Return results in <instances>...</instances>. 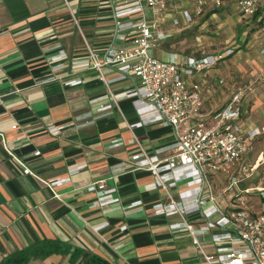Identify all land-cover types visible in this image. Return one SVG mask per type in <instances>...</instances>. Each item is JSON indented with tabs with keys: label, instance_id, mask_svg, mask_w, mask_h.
I'll use <instances>...</instances> for the list:
<instances>
[{
	"label": "crops",
	"instance_id": "0c3cea01",
	"mask_svg": "<svg viewBox=\"0 0 264 264\" xmlns=\"http://www.w3.org/2000/svg\"><path fill=\"white\" fill-rule=\"evenodd\" d=\"M68 2L76 22L62 0H0V258L47 238L84 254L70 260L67 253H51L31 259L29 264H95L88 260L92 254L107 264H204L186 231L168 227L177 217L153 212L151 205L165 203L166 198L161 188H143L152 180L149 172L112 169L135 153L132 138L151 154L173 140L171 128L157 123L127 127L140 120L144 109L133 98H121L117 109L97 116L95 107L101 102L90 104L88 100L101 95L104 84L91 66L69 65L70 60L86 56V46L99 56L113 43L111 0ZM184 2L188 0H175L169 15L189 8ZM175 30L179 29L172 28V35ZM259 34L261 44L264 36ZM59 51L64 57L52 60ZM157 52L154 57L166 59L172 53L180 63L187 57ZM57 62L62 65L55 66ZM201 74L196 71L189 81L198 84L201 111L207 114L220 108L237 85L230 84L217 108L205 110L204 103L211 105L214 93L207 88L206 96L201 95ZM112 76L115 73L105 74ZM72 78H79L80 83L65 84ZM129 85L127 81L113 82L109 88L115 93ZM215 85L225 83L218 78ZM248 100L242 99L240 123L261 130L264 115L243 118ZM52 126L59 127L57 133L48 131ZM263 135L261 132L252 140L251 150L241 162L249 167L238 173L236 184L226 188L223 175L209 176L215 204L221 210L239 207L232 197L239 200L240 194L249 192L258 193L260 203L257 210H250H264V197L256 190L263 185L255 181L243 185L250 171L263 162L262 152L255 153V142ZM115 138L121 143L110 146ZM54 179L64 180L51 185ZM97 179L104 180L100 199L107 201L104 205L98 204V190H86ZM184 187L178 182L169 192L175 196ZM199 240L205 250L211 249L206 236Z\"/></svg>",
	"mask_w": 264,
	"mask_h": 264
},
{
	"label": "built area",
	"instance_id": "2783aa9c",
	"mask_svg": "<svg viewBox=\"0 0 264 264\" xmlns=\"http://www.w3.org/2000/svg\"><path fill=\"white\" fill-rule=\"evenodd\" d=\"M174 1L111 0L113 43L106 46L99 56L86 46V56L70 60L69 65L71 68L91 66L104 84L105 91L88 100L90 104L101 102L95 107L97 116L110 113L112 108L117 109L121 98H133L143 104L144 109L139 113L140 120L127 127L157 123L171 128L173 140L151 154L132 138L136 145L135 153L127 161L112 167L113 171L143 169L149 172L152 180L143 188H161L166 198L165 203L154 202L151 205L153 212L177 217V221L169 223L168 227L186 231L204 264H264V210L253 212L244 207L221 210L215 204L209 180L211 174L218 173L225 177L226 188L236 184L238 173L246 171L241 162L250 152L252 140L264 132V125L259 130L248 129L240 123L244 86L235 87L220 108L207 114L201 111L199 86L189 78L196 71L213 65L216 59L230 53L231 49L215 56H187L182 63L172 53L166 59L149 53L171 37L172 28H179V20L169 15ZM209 1L213 6H219L226 0ZM233 1L242 16L250 17L256 10L257 0ZM62 2L76 22L68 0ZM205 4V0H191L189 8L181 10L183 25L199 16ZM257 29L264 35V19ZM260 45L263 52L264 42ZM61 57L64 53L59 51L52 60ZM61 65V62L55 64ZM110 72L115 76L105 77ZM122 81H127L129 87L113 93L109 85ZM78 83L79 78L65 81L70 85ZM58 129L48 127L53 134ZM120 143L119 138H115L110 146ZM166 150L171 152L158 156ZM37 153L34 151V154ZM63 180L54 179L49 183L52 185ZM178 182L185 187L172 196L169 188ZM103 188V179L86 186L88 191L98 190V204L101 205L107 203L100 201L104 195L101 194ZM256 190L264 197V186ZM200 236L207 237L210 250L203 248Z\"/></svg>",
	"mask_w": 264,
	"mask_h": 264
},
{
	"label": "rangeland",
	"instance_id": "374dc122",
	"mask_svg": "<svg viewBox=\"0 0 264 264\" xmlns=\"http://www.w3.org/2000/svg\"><path fill=\"white\" fill-rule=\"evenodd\" d=\"M190 1L184 2L185 6L190 4ZM205 1L202 13L187 25L181 22V11H176L174 17L179 20V30H175L166 42L149 53L157 56L159 50L172 51L181 58H197L206 54L218 55L231 49L230 53L221 56L213 66L200 70L202 74L198 75V83L202 87L201 95L206 96L207 88L214 93L211 105L204 103L205 110L217 108L233 83L234 86L246 87L244 97L249 100L247 113L243 118H260L264 115V51H261L259 44L261 39L257 32L258 22L253 16H242L233 0H226L219 6H213L209 0ZM256 12L264 14V0H257ZM79 27L84 30L83 26ZM218 78L224 81L225 86L215 85ZM259 151L262 152L263 162L250 171L243 185L249 186L255 181L264 186V135L255 142V153ZM247 166L249 167L244 165L245 169ZM239 197V200L238 196L232 197L239 207L252 210L260 207L256 192L240 194Z\"/></svg>",
	"mask_w": 264,
	"mask_h": 264
},
{
	"label": "trees",
	"instance_id": "16d2710c",
	"mask_svg": "<svg viewBox=\"0 0 264 264\" xmlns=\"http://www.w3.org/2000/svg\"><path fill=\"white\" fill-rule=\"evenodd\" d=\"M262 13V12H261ZM259 12L253 13V17L256 18L258 24L264 19L263 14ZM51 253L68 254L70 260L75 259L79 254L83 255L84 252L78 248L70 247L68 244L60 242L56 239L42 238L37 241L28 243L10 253L3 255L0 258V264H29V261L33 258H42ZM89 261L95 264H107L104 259L96 255H90Z\"/></svg>",
	"mask_w": 264,
	"mask_h": 264
}]
</instances>
